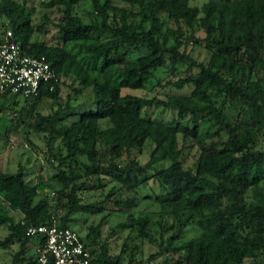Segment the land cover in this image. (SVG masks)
Instances as JSON below:
<instances>
[{
  "label": "trees",
  "instance_id": "obj_1",
  "mask_svg": "<svg viewBox=\"0 0 264 264\" xmlns=\"http://www.w3.org/2000/svg\"><path fill=\"white\" fill-rule=\"evenodd\" d=\"M81 1L90 3L86 19L74 14ZM25 2L0 0V19L6 22L0 27L12 32L24 53L45 57L62 77L70 75L80 89L90 88L93 107L73 113L76 119L57 130L56 117L62 108L36 114L33 129L47 133V162L55 161L58 168L51 177L54 184L26 182L22 165L14 172L0 170V229L7 230L0 249L18 245L12 264L35 262L38 238H27V227L56 221L59 227L73 228L69 224L74 212L100 211L98 204L81 203L77 191L86 188L82 179L108 175L125 191L136 193L147 181L145 173L152 169L155 156L169 160L151 177L166 193L159 203L161 215L173 218L172 238H181L190 224L199 230L195 238L181 244L185 264H256L260 258L264 263V146L255 144L264 129V0H207L199 8L190 6L189 0H47L46 7L61 13L55 24L59 41L55 45L31 40L33 28ZM195 26L203 37L194 39ZM183 27L195 44L202 43L210 53L206 62L197 63L180 51ZM141 48L145 52L128 58ZM180 64L186 65L185 75L166 86L190 87L187 96L159 100L120 94L121 88H143L156 69L173 72ZM191 68L196 71L190 72ZM59 84L52 91L42 89L35 98H23L18 111L30 100L28 105L42 98L57 100ZM17 97L0 94V109L15 107ZM144 107L173 109L176 119L145 117ZM204 124L209 128L202 133ZM211 128L213 132L206 134ZM204 134L217 138L207 145ZM178 137L191 140L199 149L194 170L184 169L179 161ZM147 140L153 145L150 160L141 165L131 154L140 153ZM105 155L106 166L100 162ZM124 155L126 162L121 163ZM46 187L56 196L54 206L47 195L33 203ZM58 207L65 208L64 213ZM11 213L19 218L15 220ZM130 216L131 228L141 237L147 216ZM101 226L89 228L92 245L97 244ZM89 235L80 236L90 248ZM108 248L106 242L97 254L90 248L96 264H119L126 242L114 256Z\"/></svg>",
  "mask_w": 264,
  "mask_h": 264
},
{
  "label": "rangeland",
  "instance_id": "obj_2",
  "mask_svg": "<svg viewBox=\"0 0 264 264\" xmlns=\"http://www.w3.org/2000/svg\"><path fill=\"white\" fill-rule=\"evenodd\" d=\"M21 2V0H14ZM207 0H189L190 6H197L198 8ZM47 0H26L25 8L30 14V25L33 28L31 40L44 42L48 45L59 44L58 31L55 24L61 17V13L56 8L46 7L43 3ZM121 6V4H119ZM90 3L88 1H81L74 8V14L81 16L84 19L89 16L86 12L90 10ZM6 24L3 19L0 23ZM170 28H174L173 24H169ZM185 35L181 38L182 45L180 51H183L197 63L206 62L210 53L204 48L202 43H197L192 40L190 31L183 27ZM204 33L197 27H194L193 37H203ZM145 52L144 48L134 50L129 54L128 58L134 59L141 53ZM196 68H191L190 72H195ZM186 65H177V70L169 72L166 67L158 68L154 71L153 78L146 83L141 89L121 88V95H135L146 98H158L159 100H166L170 95L187 96L190 92V87H184L181 90H176L171 86H166V82L174 81L178 77L185 75ZM264 78V73L261 72ZM79 91L76 92L75 90ZM18 98V104L13 108L3 106L0 109V170L5 172H14L18 165L24 167L25 180L30 184L35 182H48L50 185L54 184L51 180L52 175L58 170L56 162H47L49 151L45 146L46 134L36 132L33 129L36 114L47 115L53 113L58 108L63 110L57 115L55 127L56 130L62 125H67L76 119L73 113L88 110L93 107V100L90 88L80 89L77 82L70 75L63 76L57 90V100L42 98L37 103L23 106V98ZM68 108L64 110L65 106ZM13 111L16 116H13ZM142 115L156 120L169 122L176 119V111L173 109H164L162 107H144ZM6 126V130H5ZM209 128L208 124L200 126L201 132H205ZM211 128L208 133L213 132ZM7 132V133H6ZM206 134L202 136L208 145L211 140L217 137H207ZM224 139V135H222ZM56 139L54 146L58 144ZM178 146L181 149L179 161L184 169L194 170L197 160L199 158V149L195 147L193 142L188 139L177 138ZM256 148L264 146V129L261 130L255 140ZM153 145L149 140L144 143L140 153H132V157H136L141 165L146 164L150 159L149 153ZM120 161L125 163V157ZM84 160L83 158H80ZM101 164L106 166L108 164L107 156L100 158ZM152 169L146 170L147 181L142 187L136 190V193L127 192L121 187V183L110 181L108 175L82 179L85 182L86 188H80L77 191L78 197L82 204H98L100 211L95 214L85 212H74L70 218L72 222L69 224L76 229L82 237L89 233L90 248L95 254L99 252L101 243L109 246L108 251L111 256L118 254L125 240L126 249L122 254L119 264L128 263L129 258H132L131 264H162L167 262L184 263V252L182 250V242L191 240L199 234L196 226L187 225L181 238L173 239L171 234L173 232V218L171 216L161 215L159 200H163L166 196L164 189H162L157 182L151 177L155 170L166 167L169 164L168 159H160L155 156L151 161ZM66 168V166L62 167ZM101 178V177H100ZM51 188L46 187L44 194L38 193L33 200L35 203L42 197L48 198L51 206H54L56 201L55 194ZM133 199V202L127 203ZM122 201L123 204L116 205L115 201ZM65 203V201H64ZM131 204V205H130ZM61 210L60 214L64 213L65 208L58 207ZM15 220L19 218L16 213H11ZM132 214L138 217L143 214L147 216V223L142 230L141 237L136 235V230L132 226ZM143 220L144 217H140ZM102 224L100 227V235L97 239V244L91 243V227ZM7 235L5 228L0 229V239ZM109 235L111 237L107 238ZM126 238V239H125ZM136 246V250L133 249ZM133 250V251H131ZM18 251V245L14 244L6 249H0V264H12V257ZM132 254V256H131ZM248 261H246V264ZM256 264H264L262 258L257 260Z\"/></svg>",
  "mask_w": 264,
  "mask_h": 264
},
{
  "label": "built area",
  "instance_id": "obj_3",
  "mask_svg": "<svg viewBox=\"0 0 264 264\" xmlns=\"http://www.w3.org/2000/svg\"><path fill=\"white\" fill-rule=\"evenodd\" d=\"M61 78L45 57L24 53L12 32L0 27V94L35 98L42 89L52 91ZM25 236L38 238L34 264H96L74 228L59 227L54 221L49 226L27 227Z\"/></svg>",
  "mask_w": 264,
  "mask_h": 264
}]
</instances>
